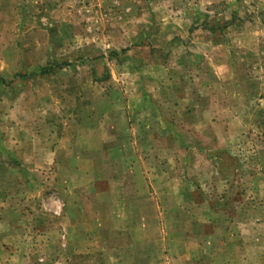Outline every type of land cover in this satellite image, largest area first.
I'll use <instances>...</instances> for the list:
<instances>
[{"label":"rangeland","instance_id":"rangeland-1","mask_svg":"<svg viewBox=\"0 0 264 264\" xmlns=\"http://www.w3.org/2000/svg\"><path fill=\"white\" fill-rule=\"evenodd\" d=\"M0 264H264V0H0Z\"/></svg>","mask_w":264,"mask_h":264},{"label":"trees","instance_id":"trees-1","mask_svg":"<svg viewBox=\"0 0 264 264\" xmlns=\"http://www.w3.org/2000/svg\"><path fill=\"white\" fill-rule=\"evenodd\" d=\"M45 69H43L42 71H44Z\"/></svg>","mask_w":264,"mask_h":264}]
</instances>
